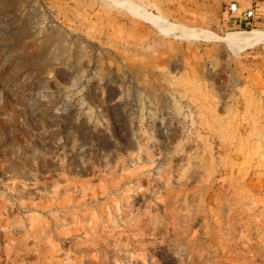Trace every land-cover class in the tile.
<instances>
[{
  "label": "rangeland",
  "instance_id": "rangeland-1",
  "mask_svg": "<svg viewBox=\"0 0 264 264\" xmlns=\"http://www.w3.org/2000/svg\"><path fill=\"white\" fill-rule=\"evenodd\" d=\"M258 1L0 0V264H264Z\"/></svg>",
  "mask_w": 264,
  "mask_h": 264
},
{
  "label": "built area",
  "instance_id": "built-area-1",
  "mask_svg": "<svg viewBox=\"0 0 264 264\" xmlns=\"http://www.w3.org/2000/svg\"><path fill=\"white\" fill-rule=\"evenodd\" d=\"M223 10L228 15L234 18V21H246L250 23L254 19H259L258 16V0L252 2H245L244 0H221Z\"/></svg>",
  "mask_w": 264,
  "mask_h": 264
},
{
  "label": "bare ground",
  "instance_id": "bare-ground-1",
  "mask_svg": "<svg viewBox=\"0 0 264 264\" xmlns=\"http://www.w3.org/2000/svg\"><path fill=\"white\" fill-rule=\"evenodd\" d=\"M255 30V29H254ZM254 31H249V30H244V31H234V32H230L226 35H224L223 37H221V39L223 41H226L230 44H237V43H247L249 41H252V39H254ZM260 35V37H262V32L258 34ZM258 41V40H257Z\"/></svg>",
  "mask_w": 264,
  "mask_h": 264
},
{
  "label": "crops",
  "instance_id": "crops-1",
  "mask_svg": "<svg viewBox=\"0 0 264 264\" xmlns=\"http://www.w3.org/2000/svg\"><path fill=\"white\" fill-rule=\"evenodd\" d=\"M259 2H260V1H259ZM259 2H258V4L260 5V3H259ZM245 23H246V22H245ZM246 24H247V23H246ZM239 25H240V26H242V25H243V23H240Z\"/></svg>",
  "mask_w": 264,
  "mask_h": 264
}]
</instances>
